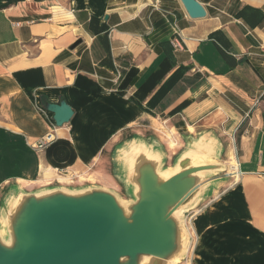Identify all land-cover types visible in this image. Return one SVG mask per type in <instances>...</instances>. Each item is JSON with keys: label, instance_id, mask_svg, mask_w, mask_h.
Segmentation results:
<instances>
[{"label": "crops", "instance_id": "obj_1", "mask_svg": "<svg viewBox=\"0 0 264 264\" xmlns=\"http://www.w3.org/2000/svg\"><path fill=\"white\" fill-rule=\"evenodd\" d=\"M198 1L203 18L181 0H0V210L16 185L118 190L134 137L170 158L209 134L240 173L187 213L184 264H264V0ZM61 101L71 121L34 149Z\"/></svg>", "mask_w": 264, "mask_h": 264}, {"label": "water", "instance_id": "obj_2", "mask_svg": "<svg viewBox=\"0 0 264 264\" xmlns=\"http://www.w3.org/2000/svg\"><path fill=\"white\" fill-rule=\"evenodd\" d=\"M181 1L192 18L206 16L198 0ZM46 107L58 127L74 115L66 101ZM223 151L213 135L189 136L165 166L159 141L132 138L116 160L130 200L98 184L13 186L0 210V264H180L191 244L187 213L230 176L218 160ZM194 157L208 161L195 164ZM171 168L179 170L161 179Z\"/></svg>", "mask_w": 264, "mask_h": 264}, {"label": "built area", "instance_id": "obj_3", "mask_svg": "<svg viewBox=\"0 0 264 264\" xmlns=\"http://www.w3.org/2000/svg\"><path fill=\"white\" fill-rule=\"evenodd\" d=\"M175 45L177 47H181L179 41L178 42L176 41ZM57 139H58L57 126H56V124H53L51 129L45 135H43L37 142L32 144V147L36 150H42V149L52 145L53 143H55L57 141ZM65 172L68 173V171H65ZM59 176H62L61 173L59 174ZM70 176H71V178L75 179V175H70ZM78 178H80V177H78Z\"/></svg>", "mask_w": 264, "mask_h": 264}, {"label": "rangeland", "instance_id": "obj_4", "mask_svg": "<svg viewBox=\"0 0 264 264\" xmlns=\"http://www.w3.org/2000/svg\"><path fill=\"white\" fill-rule=\"evenodd\" d=\"M174 159H175V157H170V158H167V162H166V164H165V166H172L173 165V163H174ZM219 161H221L222 162V159L220 158V159H218ZM227 170H228V168H227ZM229 171V170H228ZM230 172V171H229ZM86 178H88L90 181H94L95 180V177L94 176H87V177H85V175H83L82 177H81V179L82 180H84V179H86ZM118 178V177H117ZM118 181H119V183H118V190H116L121 196H122V198L123 199H125V200H130V199H132V197L127 193V190H126V188H125V186L121 183V181L118 179ZM186 225H187V227H188V229H189V231H190V234H191V244H190V247H189V250H188V254H187V257H186V259H184V260H182L181 261V263L180 264H184L187 260H188V256H189V253H190V251H191V248H192V245H193V234H192V232H191V230H190V228H189V224H188V221H186Z\"/></svg>", "mask_w": 264, "mask_h": 264}, {"label": "bare ground", "instance_id": "obj_5", "mask_svg": "<svg viewBox=\"0 0 264 264\" xmlns=\"http://www.w3.org/2000/svg\"><path fill=\"white\" fill-rule=\"evenodd\" d=\"M232 154V153H231ZM234 157V156H233ZM205 161H208L204 158H199V157H194V163L195 164H198V163H204ZM225 164V163H224ZM226 167L228 168V170L230 171V173L234 174V175H239L240 171H239V165L237 163V161L235 160V158H232V160L229 162V164H225ZM179 170V168H171L169 169V171L164 174V175H161L160 178L161 179H165V178H168L169 176L173 175L174 173H176L177 171ZM48 173V172H47ZM54 178H59L61 180H65L67 179L66 177H63V176H59L56 172L54 173ZM68 180V179H67ZM178 262L180 260H177Z\"/></svg>", "mask_w": 264, "mask_h": 264}]
</instances>
